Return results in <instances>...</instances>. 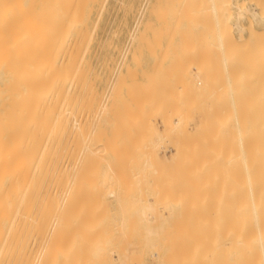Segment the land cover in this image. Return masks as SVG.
I'll use <instances>...</instances> for the list:
<instances>
[{"label": "bare ground", "instance_id": "1", "mask_svg": "<svg viewBox=\"0 0 264 264\" xmlns=\"http://www.w3.org/2000/svg\"><path fill=\"white\" fill-rule=\"evenodd\" d=\"M3 1L8 2L10 0H0V17H1L0 23H3L4 21L8 22V20L11 21V18H10L11 14L8 15L9 16L8 18L6 17L5 13L2 14V12L5 10V9H3L4 4L6 3V2L4 3ZM195 1L196 0H194V1L190 0V3L188 5L191 6L190 4L193 3L194 8H193V6H191V8H189L190 10L188 11V9H186L183 5L186 2L185 6L188 7L187 2H189V0H185V2L183 4H182V2L180 3L178 0L177 3L179 5V7L181 4L184 7L181 9V7H182L181 6L179 12H181L182 13L181 15H183V9H186L187 10L186 13L188 12V18L191 20L193 19V17L196 18L197 16L201 15V13H204L207 18H210L213 20V22H212V20H210V21L212 22V26L215 23L214 27H216V28L214 29L212 27V29H214V31L216 30V33H215L216 37L213 41V44H211L212 46L209 45L208 46L209 48L205 47V49L207 51V49H210V46H211V49H210V52L212 53L211 55H213L214 53L218 54L217 55L218 59L216 58V60L217 61L219 60L218 62L220 63V64L218 63V65H217L219 67L218 71H219L220 75L225 73L223 71V69L224 70L228 69L229 67H231L230 65H232L231 70L233 71V69H234V71L236 72V75H234L235 78L234 77L233 78L237 79L236 80L237 83L235 82V84H237V88L234 91H232L231 99H230V100H232L230 102L232 104H228V105L226 104L228 106V108H227V106L225 105V102H226V100L228 102V99H226V97L228 95H227V91L225 92L226 87L224 88V86H228V85H225L224 81H222L224 79V78H222L223 76L221 77L222 80L217 78L219 76L215 77V74H213L214 76H212L210 74H209L210 75L209 76L207 74L206 76H208V77H206L205 76V74L207 73L206 72L205 74H203L206 78L204 77L203 79H199V78H192L191 79V77L190 78L188 77L187 80L183 81L184 83H182V84L180 83L181 84L180 96L183 95L182 96L183 99H184V95L187 98H196L197 101L193 100L194 102L190 103L192 105L187 104V102L188 101L190 102L191 99H189L187 102L185 101V103L187 105H185V103L184 104L180 103V107L176 111L172 110L173 111L172 115L174 114L175 116H173L172 118L169 117L170 119L167 118L168 120L163 119L161 121L162 122L161 123V125H162L161 129H169L168 134H171L172 132H174V133L180 132L181 130H183L184 127H187V124L189 125V123L187 122L188 120H186L187 114H189V113L185 114L186 111L197 114L200 118L204 117L203 119H205V117H207V116L209 117L208 119H210L211 118L210 115L213 118V115H214V117H215L214 119L218 120L219 118L218 119L216 118L218 116L213 114V111H212L213 106H212L210 100L212 101V99L215 98V100L216 99L218 100L217 103H219V101L220 102L222 101L221 99L225 94L226 97L224 96L225 97L224 99H226V100H223L222 103L217 104L219 106H216V107H219L220 109L224 110L223 107L226 106L225 109L227 108L226 110L228 111L229 115L230 116L234 115L235 121H236V127L238 128L237 130L239 131V133H241L242 128L246 129V126L241 128V124H242L241 119L243 120V118H245V115L247 113H248L249 117L251 115L249 122H248L249 124L247 123V126L249 125L250 128L248 129L247 132L243 131L246 134H250V141H248V139H247L248 137L244 136V134H243L244 139L243 140L241 139L242 140L241 145L243 146V149H245V151L243 153L241 152L242 154L238 151V153H240V155L237 153L235 156L237 158V161L235 162L236 165H234V166L237 167V169L235 172H233L235 170V167L230 169L234 173L233 178H231L232 177L231 175H233L232 172L231 173L229 172L231 174L230 176L228 175V177H230L229 178L230 180H229V182L227 181V184L229 183L230 185L235 187L234 189L231 190V193H230L231 195L229 194L227 196V197H230V198L226 199V200H229V202L226 203L225 202L226 200L223 201L222 199H220V201L217 200L216 202H214L215 199L213 198L214 203L211 204V208H210L211 210L209 209L210 212H212V211L216 212L217 211L216 213H218V211H219L222 214V215L217 214V216H219V215L221 216L219 221H221V225L225 223L224 226L223 225L221 226L220 223H219V225H217L218 221H216L217 224H215V225H217V227L220 226V227L216 228L218 231L214 227L213 231L214 230L215 231L213 233H210V232H212V230L207 232L205 230L210 228V227H208V228H204L205 230L201 229L204 232L202 231L201 234L196 239H195L196 236L194 237L192 234L189 235L188 233L184 238L182 236L183 239H186V241L183 244L184 247H182L183 250H181L179 247V249L181 250L180 254L182 253L181 255H179V257H180V260H182L183 262L178 263V264H264V143H262L263 145H261V140L264 138H260V140L259 139L257 140L255 135H254L255 134V129H254L255 125L257 124L258 121L261 120L260 118L264 117V116L261 117V115H264V114H261L262 110H264V106H263L264 105V97H262V95L260 96V94L258 95L260 97L256 96V98H257L256 100L259 101L260 103L256 102L257 104L256 103H253L252 105L250 104L251 106L249 107V109H248L246 104L243 105V103L241 102L243 100H246L248 97L253 96V97H251L252 98L251 100H253L255 97L254 95H251V93L248 95L247 94L248 91L246 90L245 93L248 95V97H247V95H245V93H244L245 89H243L242 86L248 81V79H247L248 76L249 77H251V76L256 77V74L259 71L262 72V70H264V69H261V68H264L263 67L264 66V46H262V43L264 44V42L261 43V41L258 40V36L256 37L255 41L252 40V37H253L252 35L255 36V34L251 35V33H249L250 35H248L249 39L248 38L245 39L244 42L236 41L235 39L232 38L231 33H230L231 32L230 29L232 27L229 28V26H230L229 22L233 17L232 7H236L239 10V12L245 13L248 11L247 9H245V7H243L245 5H243V6H242V4L238 5L231 0H211L210 6L208 3H206V4L204 3L205 8L203 7L202 9H198L199 6L196 8L195 3L198 4V2H200V0H197L196 2ZM11 2L12 1H10V4H11ZM13 2L17 3V1H13ZM13 2H12V4H13ZM165 2H167V1H165ZM207 2H209V1H207ZM8 4L9 3H7V6H8L7 9L11 8V7H9ZM262 4L263 3H261V5ZM43 5H44L45 11H46L45 19H43V20H45V27H46V30L43 27V29H44V32H43L44 33V40H41L42 41V42H40L41 44L38 42L40 44V45H38V46H40L39 48L36 47L37 45H34V46L31 45L30 46V47L34 48L32 50L30 49L31 52L37 48L36 49V52H37L36 59L34 61V64L32 63L34 65V67H32L31 62L27 63V67H25L26 64L19 65L18 64L19 62L16 63L17 60H14V59L8 60L9 58L2 59V56L0 57V264H71L72 261H74L73 264H89L87 261H91V260L86 261V258L83 259V257H81V256L85 257V254L87 252H89V248L91 247V245H94L93 242L94 243L98 242L99 244L104 245L103 243H107L108 241L111 240V238L109 239L108 237H110V236H107V235H109L107 233V232H109L108 230H106L107 232H105L104 235L100 234V238H101L100 239L99 235L90 236L89 234H87L88 231L90 230V228L87 229V227H86L84 229V231L86 230L87 233H85L84 231H82L84 226L80 227V229L78 227L79 225L76 226L77 223H75V222L79 223L81 218H79V216H80L79 214L75 217L76 220L74 218L75 205H76L75 201H76V199L80 200L81 198H78V195L80 196V194L75 192L74 186L78 183L79 180H81L83 178L84 182H83V180H81L79 182H81L82 184L81 183L80 184L84 185V186H81L79 183H78L79 185L78 184L77 185L81 188L84 187L83 188L84 190H87V189H85L86 178H84L86 176L82 175V178H81L80 177L81 175L79 176V172L76 173L74 176L73 171L76 170L75 172H77V170H79L80 168L86 170L88 154H90L91 157L96 156V158H95L96 164L99 165V163H100V165L103 166L102 168H104L103 170H102V168L99 170L100 173H101V171H103L102 172L103 175L105 173V175L102 178L100 177L101 179L96 178L97 180H99L98 183H100L101 182L100 180H102L105 177V180L107 182H111V183L113 182L110 185L114 184L113 185L114 188L111 187L112 189L110 191H108L109 196L110 197H120V195H121V198H119V200L117 198V201H120L123 197L125 198V199L123 198V201H125L126 199H129V196L131 197L134 194L132 192V195H131V190H128L129 189L128 187H126V188H128L127 191L130 192V194H128L127 191H126L127 194H126V192L122 191V190H124V187L121 185L125 186V184L127 183V180H128L127 177H130V176H127V177L126 176H124V177L120 176L121 178H119L117 176L116 173H118L119 171L117 172L116 169L119 168V164H118L119 161L117 162L114 158H112L110 156V152L112 150H115V145L114 146L112 145L111 146L112 148L110 147V149L109 148L105 149V146L107 143L104 144V140L102 138V135L100 134L101 132L99 133L97 131L99 129V126H100V123H99L100 120H99V118L94 117V114L92 113L93 111H92L91 104L94 103L93 105L96 107L94 109H100L101 105H103V104L101 102L102 100L100 101V99L98 98V95L100 96V94L98 93L99 90L96 88L97 86L94 87L96 94L94 92H93L94 94L91 93V91H92L91 86L93 85L92 82H94V81H92V80H91L92 82L90 81L91 82V86H90V84H89L90 79L88 80V76H90L89 70L91 67L89 65H87L88 63L90 64V61L87 63V54H89L91 44H93V42H95L99 39V37L97 35V31H98L101 16H102L103 0H45V2L43 0ZM206 6H207V8H206ZM42 7H41V9H42ZM165 7H163V8H165ZM15 8H16V6H15ZM141 8H142V6H141ZM167 8L170 10V7L168 6V4H167ZM172 9H173V7H172ZM1 10H2V12H1ZM6 10H5V12H6ZM160 10H162V9H160ZM263 10H260V11H263ZM20 11L21 10H19L16 13V15L18 14L17 18H18V16L21 15ZM25 11H26V7H25ZM175 11H176V9H175ZM251 11H252V13H251L252 16L257 19L258 18L257 16L260 14L255 10L254 11L251 10ZM9 12L13 13L11 11H9ZM14 12H16V11H14ZM161 12H163L162 14L165 13L164 11H160V13ZM171 13H176V12L172 11ZM24 14L26 15L25 12L23 13V15ZM41 14H44V12L43 13L41 12ZM179 14H178V17H179ZM204 14H202V15H204ZM3 15L6 18L3 17L4 19H2ZM16 15H15V13L12 14L13 18H15ZM161 16H163V15H161ZM174 16H176V15H174ZM22 17L23 16L21 15L18 19H20ZM42 17H43V15H41V18ZM157 17L159 19L158 15H157ZM24 18H26V16ZM6 19H8V20H6ZM18 19H17V21H18ZM196 19H198V18H196ZM13 20H15V19H12V21ZM17 21H16V23H17ZM20 21H21V19H20ZM193 21L195 22L194 19H193ZM202 21H203V19H202ZM210 21H209V24L211 23ZM42 22L44 23V21H42ZM165 22H167V21H165ZM175 22H180V21L178 20ZM204 22L205 23H203V24L206 25V21H204ZM27 23H29V22H27ZM39 23H41V22H39ZM145 23L147 24V22H145ZM187 23H188V21H187ZM165 24H167V23H165ZM175 24L176 23H174V25ZM177 24H179V23H177ZM16 25H18V24H16ZM162 25L164 26L163 23H162ZM0 26H1V24H0ZM5 26H6V24H5ZM5 26H3L2 28L5 29L6 28ZM27 26H29V25H27ZM158 26H160V25H158ZM210 26H211V24L208 27H210ZM11 27H12V25H11ZM20 27L23 28L22 26H20ZM31 27H33V26H31ZM39 27H41V26H39ZM27 28H29V27H27ZM33 28H36V27H33ZM146 28L148 29V27H146ZM188 28H190V27H186L187 32H188V30H187ZM202 28H204V29L203 30L200 29L201 34L203 33V31H205V27H202ZM38 29H40V28H37L36 30H38ZM41 29H42V27H41ZM158 29H160V27H158ZM158 29L155 28V30H158ZM5 30H8V29H5ZM5 30H4V32H5ZM165 30H166V28H165ZM174 30H171V32L172 31L174 32ZM191 30L193 31V29H191ZM206 30L208 31L207 27H206ZM16 31H17V29H16ZM20 31H21V29H20ZM148 31H149V29H148ZM166 31H168V30H166ZM181 31L182 30H180V32ZM184 31H182L183 35L188 34V33H184ZM192 31H189V32L191 33ZM197 31L198 30H196L195 32L198 33L199 31L198 32ZM250 31L253 32V29H250ZM18 32H16V33H18ZM38 32H39V30H38ZM10 33H12V32H10ZM27 33H28V31H27ZM34 33H35L34 35H36L37 32H34ZM141 33H143V32H141ZM141 33H139L140 36H141ZM144 33H146V32H144ZM212 33H213V31H212ZM5 34H6V32H5ZM31 34H33V33H31ZM154 34H155V32H154ZM193 34H195V33H193ZM205 34H206V31H205ZM262 34H264V32ZM7 35H8V33H7ZM143 35H145V34H143ZM156 35L157 34H155L154 36H156ZM146 36H148V35H146ZM0 37H1V35H0ZM2 37H4V35ZM26 37L30 41L31 38H28V36L25 35L24 38L26 39ZM36 37H37V35H36ZM144 37L145 36H143V39L147 40V38H144ZM157 37H158V35H157ZM188 37L191 39L192 35H190ZM24 38H22L23 40L21 38H19V42L23 41L22 44L26 45L27 40H24ZM138 39H140V38H138ZM168 39H170V38H168ZM187 39H186V41H187ZM192 39H194V38H192ZM253 39H255V38H253ZM6 40H5V42H6ZM180 40H182V39H180ZM202 40H203V38H202ZM210 40H211V38H210ZM210 40H206V42L207 41L209 42ZM31 42H33V41H30L29 43L31 44ZM147 42H148V40H147ZM158 42H160V41H158ZM204 42H205V40H204ZM204 42L202 41L200 44H204ZM206 42H205V44L207 46V44H209V43L208 42L206 43ZM16 43L18 44V42H16ZM29 43H27V44H29ZM95 43H97V42H95ZM153 43H155V42H153ZM166 43H167V41H166ZM176 43H177V41H176ZM178 43L181 44V46H183L182 45L183 42L182 43L178 42ZM7 44H9V46H10V43H8V42L5 44V46ZM32 44H35V43L33 42ZM158 45H159V43H158ZM9 46H7V48L5 47L7 49V51L10 48L12 49V47H13L14 51L17 50L14 48L15 45L12 47L11 46L9 47ZM21 47H20V49L23 48V47L22 48ZM109 47H110V45H109ZM200 47L201 46L196 47V48L200 49ZM247 47H249V50ZM0 48H3V46H0ZM92 48H93V45H92ZM141 48H142V46H141ZM175 48H176V46H175ZM181 48H183V47H181ZM172 49H173V47H172ZM189 49H190V47H189ZM2 50H3V52L6 51L4 49H2ZM94 50L95 49H93V51ZM203 50H201V52ZM166 51H165V53H166ZM206 51L204 52L205 55H206ZM139 52L141 53L140 50H139ZM98 53H99V51H98ZM7 54L8 53L6 52V55ZM190 54H191V52H190ZM211 55H209V56H211ZM25 56H26V53H25ZM92 56H93V53H92ZM3 57L5 58L6 56L4 55ZM213 57H214V55H213ZM25 58H27V57H25ZM187 58H189V57H187ZM199 58H198V60H199ZM31 59H33V58H31ZM28 60H29V57H28ZM174 60H176V58ZM24 61H26V59ZM197 61H196V64H197ZM215 63H216V61H215ZM170 64H173V63H170ZM250 65H252V66L250 67ZM18 66H20L19 69L21 68V71L19 73L16 72V69L18 68ZM160 66H161V64H160ZM195 66L200 68L201 65L200 66L195 65ZM207 66L205 68H207ZM128 67H126V68H128ZM252 67H253V69H252ZM26 68H27V70H26ZM170 68H172V67H169V69ZM189 68H188V71H189ZM256 68H258L260 70L257 71ZM133 69H130V70H133ZM154 69H155V66H154ZM164 69L169 70L167 67H164ZM214 69H216V66ZM205 70H203V71L205 72ZM236 70H238L239 72L241 71V73H242L241 78H239V76L237 77V75H240L241 73L237 74L238 71H236ZM134 71L136 72V69ZM201 71L202 70H200V72ZM207 71H208V68H207ZM209 71H211V69H209ZM220 71H222V74ZM253 71H255L256 73L255 72L253 73ZM98 72H99V70H98ZM204 72H201L200 74L202 75V73H204ZM213 72H214V70H213ZM246 72L250 75L246 74ZM261 72H259V73L262 74ZM140 73H142V72H140ZM230 73H232V72H230ZM154 74L155 73H153L152 75H154ZM160 74L161 73H159V75ZM200 74L197 73V76H201ZM260 74H259V76H260ZM156 75H157V73H156ZM156 75H155V77H157ZM245 75H246V78H245ZM148 76H150V75H148ZM164 76H161L162 77L161 80H163ZM259 76L257 78H259ZM263 76H264V74H263ZM94 77H95V75H94ZM174 77H175V75H174ZM151 78H150V80H151ZM238 78L240 80H238ZM161 80H159V81H161ZM227 81H228V79H227ZM249 81L247 82L248 84H249ZM254 81H255V79H254ZM254 81L251 83L252 87L249 85V87L251 89L254 87L253 86ZM261 81H264V80L261 79ZM152 82L154 83L153 80H152ZM157 82H158V80H157ZM161 82L164 83V86L166 85L164 81H161ZM177 82H179V81H177ZM257 82H258V79H257L256 83L254 84L256 87H258L259 86L258 84H260V82L258 84H257ZM118 83H120V82H118ZM241 83H243V85H241L243 91H241V87L239 85ZM247 83H246V85H247ZM187 85L191 88L188 91H186ZM230 85H233V83ZM246 85H245V88H246ZM263 85H264V83H263ZM155 86H158V85H155ZM169 86H171V85L169 84ZM89 87H91L90 90H89ZM177 87L178 86H176L175 88H177ZM255 88H254V90H252V91H254V93L256 92ZM258 88L261 90V92H262V90H264V89H262V88H264L263 86L258 87ZM178 89H179V87H178ZM246 89H248V87ZM251 89H248V90L251 91ZM179 91H180V89H179ZM89 93H91L92 95H90ZM100 93H101V91H100ZM194 94H196L197 96ZM243 95H244V97H243ZM135 98H137V97H135ZM208 98H209V101L207 103L211 104V106L208 108H205V106H204V109H202L200 104L203 101H207ZM229 98H230V96H229ZM242 98H243V100H241ZM258 98H259V100H258ZM124 100H126V99H124ZM173 100L174 99H172V101ZM175 100L178 101L177 98ZM99 101L101 102V104ZM248 101H249V99L246 102L248 103ZM255 101L253 100V102H255ZM251 103H252V101H251ZM261 103H262V105H261ZM254 104H255V106H253ZM170 105H172V104H170ZM178 105H179V103H178ZM104 107H106V106H104ZM167 107H165L164 109H166ZM206 107H207V105H206ZM102 108H103V106H102ZM145 108L147 109V107H145ZM170 108H171V106H170ZM219 108H217V109L220 110ZM157 109H159V107ZM214 109H215V107H214ZM217 109H215V110H217ZM203 110H205V111H203ZM222 110H220L219 112L223 113ZM247 110L249 112H246ZM98 111H100V110H98ZM98 111L97 112L95 111V113L98 114L99 113ZM134 111H136V110H134ZM159 111H160V109H159ZM159 111H157V113ZM102 112H103V110H102ZM161 113H158L159 116ZM168 113L171 114V112H169V111H168ZM263 113H264V111H263ZM92 114H93V116H92ZM222 116H224V114ZM222 116H219V117L222 118ZM91 117H92V120L94 119L93 121H96L95 122L96 125H94L95 127L93 128V130H90V132L88 133V131H89L88 127L90 125L89 123L92 122ZM224 118H225V116H224ZM224 118H222V119H224ZM208 119H206V121ZM226 119H228V116L226 117ZM154 120H155V118H154ZM219 120H218L219 122L222 121L221 119H219ZM263 120H264V118H263ZM88 121H89V123H88ZM218 121H216V123ZM228 121H230V120H228ZM87 123H88V125H87ZM221 123L223 124V122H221ZM217 125H219V124H217ZM243 125H245V124L243 123ZM86 126H87L88 131H86ZM191 127H192V125H191ZM157 128H160V127H157ZM221 128H224V127H221ZM100 129L102 130V127ZM90 133H91V139H90V141H88L89 140L88 137H89ZM236 133H238V132H236ZM85 134H87V137L85 136ZM106 140H105V142H106ZM255 140L257 141V144L250 147L251 148L250 153L246 152V149L249 146V143L254 144V143H256ZM258 141L260 142L259 145H258V143H259ZM262 142H263V140H262ZM110 143L111 142H109V144ZM172 148H173V151L169 155L170 157L175 156V154L173 152L177 149V147H175L174 144H173ZM165 149H166V147H165ZM105 150L107 151V153ZM163 155H165L166 158L168 157V156H166L165 153L162 154L161 156H163ZM231 157H233V156L231 155ZM98 158L100 159V161L98 160ZM145 159L146 158H144V161L142 163L140 162L141 166L139 165L141 168L143 167V170L141 172L143 175L145 174V172H147V171H145L146 168L151 166L150 165L151 162L149 164V162H146V160H148V159H146V160ZM162 159H164V158H162ZM240 159H242V161ZM232 160H233V158H232ZM232 160H231V163L233 164L234 161H232ZM198 164H201V162ZM232 164H230L229 166H232ZM239 164L241 165V168H239L240 167ZM100 165L97 167L100 168L101 167ZM205 165H210V164H205ZM139 166L137 167V169L134 168L136 171L133 170V172H137V170L139 171L140 170V169H138ZM190 166H192V165H190ZM192 168H193V166H192ZM195 168H196V166H195ZM204 168L206 169V166ZM207 168H209V169H207V171L208 170L210 171V166L209 167L207 166ZM84 170H83V172H85ZM200 170H201L200 172L198 171V169L196 170L198 172V173H196L197 174L196 176H198L200 174H202L203 176L209 174V172H207L206 170L205 171H203L202 169H200ZM143 171H144V173H143ZM191 171H193V170H191ZM133 172L131 171V173H130V175H132L131 176L132 178H130V179L133 180V182H134L133 184L135 185L134 180L137 181L136 185L138 184L139 180H141V182H140L141 186H139V188L137 190H139L140 187H143L142 184H145L147 186V184H146L147 181H145V179L147 178L149 173L147 172L148 173L147 176L145 174L144 178L145 177L146 178L143 180V176L139 175L141 173L137 172V173H139V174H137V176H139L137 178L136 175H135L136 177L133 176V174H134ZM214 172H215V170H214ZM187 173L188 174H186V175L191 176V173L190 174H189V172H187ZM193 173H194V171H193ZM218 173H217V175H218ZM123 174H125V173H123ZM85 175H86V173H85ZM219 175H221V174H219ZM100 176H102V175H100ZM208 176H212V174H210ZM125 177H126V181H123ZM133 177H135V178H133ZM140 177H142V179ZM148 177H150V175ZM221 177H223V175ZM199 178H201V177H199ZM119 179H120V181L124 182V184L121 183L119 181ZM195 179H198V178H195ZM215 179H216V177L214 178V180ZM232 179H233L234 183H233V181H231ZM115 180H116V182L118 181V183L121 184L120 187H115V185H118V183L115 184L116 183ZM102 181H104V179ZM142 181H145V182L142 183ZM215 181H218V180H215ZM225 181H226V179H225ZM86 182H87V180H86ZM107 182H104V183L107 184ZM189 182H190V180H189ZM207 182H205V183H207ZM209 182H210V179H209ZM185 183H186V180H185ZM192 185H194V183ZM230 185H229V189L232 188V186H230ZM220 186H222V185H220ZM194 187H195V185H194ZM214 187L216 188V186H213L212 188L214 189ZM81 188H79V189L81 190ZM202 188H203V186H202ZM207 188H209V187H207ZM224 188L226 189L227 185ZM94 189L92 188L93 191H94ZM101 189H103V188H101ZM146 189L148 190V188H146ZM140 190L145 191L142 188ZM182 190H183V188H182ZM76 191L78 192L79 190L76 189ZM121 191H122L123 195L120 194ZM142 191L138 192V194L142 193ZM214 191H215V189H214ZM79 192H81V195L83 197V194L86 191L84 193L82 191H79ZM87 192H89V191H87ZM209 192L210 191H208V193ZM217 192H218V189L215 191V193H217ZM93 193L94 192H92V194ZM95 193H98V192H95ZM227 193H229V192H227ZM138 194H136V195L138 196ZM218 194H221V193H218ZM222 194H224V193H222ZM85 195H87V193ZM204 195H206V194L204 193ZM76 196H77V198L75 199ZM95 196H97L95 198H98L99 195L95 194ZM168 196H169L168 194H165L163 200L161 201L160 209L162 210L161 213H163L164 215H165V213H164L165 211H166V213L167 212L169 213V211H167V210H168V208H170V206L166 202ZM196 196H197V194H196ZM126 197H128V198H126ZM139 197H140V200L143 199V196L139 195ZM220 197H221V195H220ZM218 199H219V197H218ZM83 202L84 203L81 202L82 205L79 204V208H78L79 212L84 210L85 207L87 208V206L83 205V204H86V202L85 201H83ZM120 202L123 203L122 200ZM120 202H119V205L122 206ZM99 204H100V202H99ZM143 204H144V207L141 210L143 212V214L142 213L141 214L143 215V217H145L144 214L147 213L146 209L149 205L144 203V202H143ZM102 205L105 206V204H102ZM101 207H99V209ZM99 209H98V211L100 212L101 209L100 210ZM106 209L108 210V208H106ZM225 211H226V215L224 214V216H223V212H225ZM84 216H85V214H84ZM88 216H89V214H88ZM226 217H228V218H226ZM217 218L219 219V217H217ZM215 219H216V217H215ZM129 220H130V218H128V221ZM149 220H150V218H149ZM171 220L173 221V218H171ZM186 220H188V219H186ZM123 221H124V219L123 220L121 219V221H119L123 225V227H120V230H123L122 235H124L126 237V239L128 238V240L133 238L134 242L135 241L136 242L137 241L142 242V240L148 239V237L151 235L149 233H152V231H153V229L150 227L152 231L149 232L148 234H146L144 236H138L137 235L136 237L129 238L131 236L129 235V233L127 234V232H128L127 230H129L130 225L128 224V229H127V225H124V224H126L125 222H128V221H125V222H123ZM222 222H224V223H222ZM94 224H96V223H94ZM102 224L103 223H101V225ZM119 224L117 223L116 225H119ZM101 225H98V226H101ZM116 225H115V227H116ZM113 226H114V224H113ZM119 226H121V224ZM76 227L80 231L79 230L77 231ZM107 227H109V226H107ZM110 228H111V226H110ZM116 228H113V231L115 229L116 232H113L111 230L110 234L113 232V236L116 233L115 237L122 236V235H119V232H121V231H117L118 229H116ZM121 228H123V229H121ZM92 229L95 230L94 232H96V229L98 230L97 227L92 228ZM147 231H149V230H147ZM154 231H155V229H154ZM198 232L200 233V231H198ZM198 232H196V233H198ZM89 233H91V232H89ZM154 233L156 234V231ZM172 235L174 236V234H172ZM113 236H111L112 239H114ZM92 237H95V239L94 238L92 239ZM97 237L99 238V240H96ZM125 237H122V238L124 239ZM177 238H178V236H177ZM126 239H124V240L126 241ZM182 241H184V240H182ZM134 242H132V240H130L131 245L128 244L127 247L129 245L132 246L133 244H135ZM127 243H129V241ZM127 243H125V244H127ZM179 244H181V243H179ZM98 245H96V244L94 245L93 254H95L97 257L96 256H95L96 258L90 257L92 260L93 259L100 260L103 258H110L113 256V258H115V259L120 258L119 260H121V263H122L123 259H121V258L123 256H125L126 253H124V252H126L128 250V249L125 250L123 252L124 253L123 254L121 251L119 252L118 250H114L111 248L112 251L108 252L109 254L107 255L104 253V250L100 251L97 248ZM138 245L140 246V243H136L135 246L139 247ZM133 247H134V245H133ZM164 253H165L164 250L155 252L156 262L159 259H161V256L165 255ZM168 253H170V252H168ZM162 254H164V255H162ZM218 254H219V256H218ZM89 255H91V254H89ZM86 256H87V254H86ZM152 256H154V254ZM163 258L166 260L167 256L165 255V257H163ZM177 258L176 259H175V257H173V259L168 258L169 260L167 259L165 264H177V261L179 259V258L178 259ZM111 259L112 258H110V260ZM119 260H118V263H120ZM116 262H113V263H116ZM156 262H155V264H157ZM90 264H93V263H90Z\"/></svg>", "mask_w": 264, "mask_h": 264}, {"label": "rangeland", "instance_id": "2", "mask_svg": "<svg viewBox=\"0 0 264 264\" xmlns=\"http://www.w3.org/2000/svg\"><path fill=\"white\" fill-rule=\"evenodd\" d=\"M10 1H12V2L17 1V3L13 2V4H12V2H11V4H12L11 5ZM10 1H8V2L3 1L4 3L6 2L5 3L6 5L4 4L3 9L6 10L8 8L7 3H9L8 5L11 8L6 10L7 13L5 12V10L3 12L1 10V12H2V14L5 13L7 18L9 17L8 15L11 14V16H10L11 21H12V19H15V20H13L11 22L10 20L6 19V20H8V22L4 21L3 23H0L1 24V26H0V28H1L0 29V31H1L0 32V35H1L0 46H3V48H0V51H1L0 57L2 56V59L9 58L8 60H13V59L17 60L16 63L19 62L18 63L19 65L26 64L25 67H27V63L31 62L32 67H34L33 64H34V61L36 59V54H37L36 49L40 47L38 45L41 44L40 43V42H42L41 40H44V33H43L44 29H43V27L46 30L45 20H43V19H45V15H46V11H45V8L43 5V0H10ZM165 1H167V2H165ZM207 1H209V2H207ZM231 1L235 2L238 5H241V4H242V6L245 5L243 7H245V9L248 10L245 13H241V12H239V10L236 7H232L233 17L229 22V25H230L229 28L232 27L230 29V31H231L230 33H231L232 38L235 39L236 41L244 42L245 39L248 38V35H250L249 33H251V35L255 34V36L252 35L253 36L252 40L255 41L256 37L258 36V40L261 41V43L264 42V34H262L264 32V10H263L264 9V0H231ZM44 2H45V0H44ZM177 2H178V0H160V1L159 0H103L102 16H101L100 25H99V28L97 31V35H98L100 40L98 39L99 41L98 40L95 41L97 43L93 42V44H91V46H90L91 51L89 50V54H87V63L90 61V64L88 63L87 65H89L91 67L89 70L90 76H88V80L90 79L89 82L91 80L94 81V82L91 81L93 84L92 86H91V82L89 83L90 86L92 87V88L89 87V90L91 88V90H92L91 93L94 94L96 92L94 87L97 86L96 88L99 90L98 93L100 94V96L98 95V98L100 99V101L102 100L101 102L103 104V105H101L100 109H94V108H96L93 105L94 103L91 104L92 111H93L92 113L94 114V117H97L100 120V122H99L100 126H99V129L97 131L99 133L101 132L100 134L102 135V138L104 140V144L107 143L106 146L104 145L105 149H108V148L110 149V147L112 145L113 146L115 145V150H112L113 152L112 151L110 152V156L112 158H114L117 162L119 161L118 162L119 168L116 169L117 172L119 171L118 173H116L117 176L119 178H121L120 176H123V177L124 176H126V177L130 176V177H127L128 180H127V183L125 184V186L121 185L120 183H118V181L116 182V180H115L116 183L115 182L114 183L115 184L118 183V185H115V187H120V185H121L124 187V190H122V191L126 192L127 189L129 188L128 190H131V195H132V192L134 194L131 197L128 195L129 199H126L125 201H123L124 197L122 196L123 198L121 200L123 203L120 202L121 200L117 201V198L119 200V198H121V195H120V197H110L108 194L109 193L108 191H110L112 188H114V186H113L114 184L110 185L113 182L112 183L107 182L105 180V177L103 178L104 181H102L103 179L100 180L102 183L101 182L98 183L99 180H97V179H101L105 175V173H104V175L102 173L103 171H101L102 174L100 173L99 170L103 166L100 165V163H99V165L101 167L100 168L97 167L99 165L96 164V159H95L96 156L91 157L90 154H88L87 164H86L87 168L84 166L86 168V170L80 168L79 170H77V172H75L76 170L73 171L74 176L76 173L79 172V176L81 175L80 176L81 178H82V175L86 176L84 178H86V180H87V182L85 180V184H86L85 189H87V190H84L83 189L84 187L81 188L78 186L81 183L79 181L83 180V178L78 181V183H79V184L77 183L78 185L75 183L76 185L74 186L75 192L80 194V196H81L80 197L78 195V198H81L80 200L76 199L77 196L75 197V199H76L75 204L76 205H75L74 218L78 214L80 215L79 218H81L79 223L75 222V223H77V225L76 224L75 225L76 226L79 225L78 226L79 229H80V227L84 226L82 231H84V229L86 227H87V229L90 228L89 231L87 230L88 233L86 232V230L84 232L89 234L90 236L99 235V238H100V234L104 235L105 232H107L106 230H108L109 232H107V233L109 235H107V234L106 235L110 236V237H108L109 239L111 238L110 241H108L107 243H103L104 245L99 244L98 242L97 243L93 242L94 245L99 244L97 248L100 251L104 250V253L107 255L109 254L108 252L112 251V249L118 250L119 252L121 251L122 253L128 249L126 252H124V253H126L125 256H123L121 258V259H123L122 263H121V260H119L120 258L119 259L116 258L117 259L116 260L115 258H113V256L112 257L109 256L110 258H112L111 260H110V258H103L100 260H98V259L92 260L91 258H94L96 255L93 254L94 245H91V247L89 248V252L86 253L87 256H86V254H85V257L81 256V257H83V259L86 258V261L91 260V261H87L89 264L90 263H93V264H120V263L121 264H155V262H156L155 252L163 251V250L165 251L164 254L167 256V259L168 258L173 259V257H175V259H176L178 257L179 259L178 258L177 259L179 262L176 260L177 264L183 262L182 260H180V257H179V255L182 254V253L180 254V252H181V250H183L182 247H184L183 244L186 241V239H183V238L188 233L189 235L192 234L194 237L196 236L195 237V239H196V238H198V236L203 231L201 229L210 227V228H208L206 230L204 229V230L207 232L212 230V232H210V233H213L215 231V230L213 231L214 227H215V229L220 227V226L217 227V225H219V223L221 225V221H219L221 216L220 215L217 216V214H221V213L219 211H218V213H216L217 211L216 212H213V211L210 212L211 204H213L217 200L220 201V199L225 201L227 198H230L227 196L231 193V190L235 188L232 185H230L229 183L227 184V181L229 182V180H230L229 179L230 177H228V175L229 176L231 175L230 173L232 171L230 169L235 167L234 165H236L235 162L237 161V158L235 156L238 153V151L240 153L241 152L243 153L245 151V149H243V146L241 145L242 140L244 139V136L248 137L247 139H248V141H250V134H246L244 132H247L248 129L250 128L249 125L247 126V123L249 122L251 115L249 117V115L247 113L245 115V118H243V120L241 119V123H242L241 128L246 126V129L242 128L241 133H239V131L237 130L238 128L236 127V121H235L234 115L230 116L228 111L226 110L228 108L227 105L232 104V103H230L232 101V100H230L232 91H234L237 88V84H235V82L237 83V81H236L237 79H234L235 78L234 75H236V72L234 71V69H233V71L231 70L232 65H230L231 66V67H229L230 69L229 68L225 69V70L223 69V71L225 73L222 74V71H220L222 74V75H220V73L218 71L219 67L217 66L219 63L218 62L219 60L218 61L216 60V58L218 59V56H217L218 54L214 53L213 54L214 57H213V55H211L212 53L210 52V49L212 46L211 44H213V41L216 37V35H215L216 30L214 31V29L216 28V27H214L215 23L212 26L213 20L210 18H207L204 13H201V15L197 16L196 18H198V19L193 17L195 22L193 21V19L192 20L189 19L188 18V12L186 13V11H187L186 9H188V11H189L190 10L189 8H191V6H193V8H194V5L192 2H191L192 4H190L191 6L188 5L190 3V0H189V2H187L188 7L185 6L186 5L185 0H181V1L179 0V2L180 3L182 2V4L185 2L183 6L186 8V9H183V15H181L182 13L179 11H180V7L182 6V4L179 7ZM166 3L170 7V10L167 8ZM204 3L205 4L208 3L210 6L211 0H204V1L200 0V2H198V4L195 3V7L197 8L199 6L198 9H202L204 7ZM261 3H263V4L261 5ZM14 5L16 6V8ZM141 6H142V8H141ZM183 6L181 7V9L184 8ZM207 6H206V8H207ZM25 7H26V11H25ZM41 7H42V9H41ZM163 7H165V8H163ZM172 7H173V9H172ZM160 9H162V10H160ZM175 9H176V11H175ZM13 10L16 12H14ZM19 10H21L20 12H21V15L23 16L22 18H20L22 22L20 21V19H18L21 15L18 16V18H17L18 14L16 15V13ZM251 10H253V11L255 10L260 14L257 16L258 17L257 19L252 16ZM260 10H263V11H260ZM9 11H11L13 13H10ZM160 11H164L165 13L162 14L163 12L160 13ZM170 11L171 12L174 11L176 13H171ZM24 12L26 13V15L24 14L26 16V18H24L25 17L23 15ZM41 12L42 13L44 12V14H41ZM14 13L16 15L15 18H13L14 15L12 16V14H14ZM160 14L163 16H161ZM178 14H179V17H178ZM202 14H204L205 16ZM4 15L2 16V19L6 18V17H4ZM41 15H43L44 18L43 17L41 18ZM157 15L159 16L160 20L158 19ZM174 15H176V16H174ZM160 17L161 18L163 17V18L161 19ZM16 18L18 19V21ZM177 19L180 22H175V21H178ZM202 19H203V21H202ZM41 20L44 21V23ZM210 20H212V22ZM16 21H17V23H16ZM165 21H167V22H165ZM187 21H188V23H187ZM204 21H206V25L203 24V23H205ZM209 21L211 22L210 27H208L210 25ZM27 22H29V23H27ZM39 22H41V23H39ZM145 22H147V24ZM15 23L18 25H16ZM162 23L164 24L165 27L162 25ZM165 23H167V24H165ZM174 23H176V24L174 25ZM177 23H179V24H177ZM5 24H6V26H5ZM11 25H12V27H11ZM27 25H29V26H27ZM158 25H160V26H158ZM3 26H5L6 27L5 29H8V30H5L4 28H2ZM20 26H22L23 28H21ZM31 26L36 27V28H33ZM39 26H41L42 29ZM27 27H29V28H27ZM146 27H148L149 31ZM158 27H160V29H158ZM186 27H190L187 29L188 32L186 31ZM202 27H205L206 34H205V31H203V33L201 34L200 29H202V30L204 29ZM206 27H207L208 31L206 30ZM212 27L214 29H212ZM37 28H40V29H38L39 32H38V30H36ZM155 28L158 29L159 31L155 30ZM165 28L168 31H166ZM3 29L5 30L6 34H5ZM16 29H17V31H16ZM20 29H21V31H20ZM191 29H193V31ZM195 29L198 30L199 32L197 31L198 33H196ZM250 29H253L254 33L252 31H250ZM171 30H174V32L173 31L171 32ZM180 30H182V31H184V33H188V34L183 35V32L182 31L180 32ZM27 31H28V33H27ZM189 31H192L191 32L192 34ZM212 31H213V33H212ZM10 32H12V33H10ZM16 32H18V33H16ZM34 32L38 33V34L36 33L37 37H36V35H34L35 34ZM141 32H143V33H141ZM144 32H146V33H144ZM154 32H155V34L158 35V37H157V35L154 36L155 35ZM7 33H8V35H7ZM31 33H33V34H31ZM139 33H141L142 37L140 36ZM193 33H195V34H193ZM143 34H145V35H143ZM3 35H4V37H2ZM25 35H27L28 38H31L30 41H33L35 44H32L33 42H31V44H30L29 43L30 41L27 39V37H26V39L24 38ZM146 35H148V36H146ZM187 35L188 36L192 35L191 39ZM143 36H145L144 38H147L148 42L146 39H143ZM19 38H21V39L24 38V40H27V43H29V44H27L26 42H25L26 45L22 44L23 41L19 42ZM138 38H140V39H138ZM168 38H170V39H168ZM192 38H194V39H192ZM202 38H203V40H202ZM210 38H211V40H210ZM253 38H255V39H253ZM4 39L5 40L7 39L6 42ZM180 39H182V40H180ZM186 39H187V41H186ZM157 40L160 42H158ZM204 40H205V42H206V40H210L209 42L207 41L209 43V44H207V46H206ZM166 41H167V43H166ZM176 41H177V43H176ZM202 41L204 42V44H200ZM7 42L10 43L11 47L15 45L16 47L14 46V48L17 50L14 51L13 47H12V49L10 48L7 51L6 48H7V46H9V44H7L5 46V44ZM16 42H18V44ZM153 42H155V43H153ZM178 42H180V43L183 42L182 43L183 46H181V44H179ZM158 43H159V45H158ZM31 45H33V46L37 45L36 46L37 48L34 51H32L33 53L31 52V50L34 48L30 47ZM92 45H93V48H92ZM109 45H110V47H109ZM209 45H211V46H210V49H207V51H208L207 52L205 47H208ZM21 46L23 48L24 47L25 48L23 49ZM141 46H142V48H141ZM175 46H176V48H175ZM180 46L183 47L185 50L183 48H181ZM199 46H201V47L203 46V47L202 48L200 47V49H197L196 47H199ZM262 46H264L263 43H262ZM20 47L23 50L20 49ZM172 47H173V49H172ZM189 47L191 50L189 49ZM137 48L141 51V53L139 52V50ZM247 48L249 50V47H247ZM2 49L6 50V51L3 52ZM93 49H95V50L93 51ZM201 50H203V51L201 52ZM98 51H99V53H98ZM165 51H166V53H165ZM205 51H206V55L204 54ZM6 52L8 53L7 55H6ZM24 52L26 53V56H25ZM190 52H191V54H190ZM92 53H93V56H92ZM207 53L211 56H209ZM4 55L6 56L5 58L3 57ZM25 57H27V58H25ZM28 57H29V60H28ZM187 57H189V58H187ZM22 58L24 60L26 59V61H24ZM31 58H33V59H31ZM175 58H176V60H174ZM198 58H199V60H198ZM214 60L216 61V63ZM196 61H197V64H196ZM170 63H173V64H170ZM160 64H161V66H160ZM166 64L167 65L169 64V65L167 66ZM195 65L200 66V68L196 67ZM154 66H155V69H154ZM206 66L208 68V71H207V68H205ZM215 66H216V69H214ZM251 66L252 65H250V67ZM19 67L20 66H18V68L16 69L17 73H19L21 71V68L19 69ZM126 67H128V68H126ZM164 67H167L168 69H169V67H172V68L167 70V69H164ZM129 68L130 69L134 68V69L130 70ZM188 68H189V71H188ZM258 68H256L257 71L260 70ZM135 69H136V72L134 71ZM199 69L202 70L201 72H204L203 70H205V69L206 70L201 75L200 74L201 72ZM209 69H211V71H209ZM212 69L214 70V72ZM252 69H253V67H252ZM261 69H264V68H261ZM26 70H27V68H26ZM98 70H99V72H98ZM236 71H238V70H236ZM255 71H253V73ZM140 72H142V73H140ZM230 72H232V73H230ZM259 72H261V71H259ZM153 73H155V74L152 75ZM156 73H157V75H156ZM159 73H161V74L159 75ZM197 73H199L201 76H197ZM240 73H241V71L237 72V74H240ZM258 73L256 74V77L255 76H251V77L248 76V78H247L248 81L251 79L249 81V84L247 83L248 81L246 82L248 86L246 85V83L244 85H243V83L239 84L240 87H241V85H243L242 87H243V89H245L244 93L247 90L248 95L251 93V95L255 96L253 99L254 101L257 99L256 96L260 97L262 95V97H264V90H262V92H261V90L258 88L261 86L264 87V85H263L264 81H261V79L264 80V76H263L264 70H262V72H261L262 74L259 73L261 77L259 76ZM203 74H205V76L207 74L214 76L213 74H215V77L219 76L220 78L219 77H217V78L220 80H222L221 77L223 76L222 78H224L225 80L223 79L222 81H224L225 85H228V86H224V88L226 87L225 92L227 91V95H228L227 97L228 98L225 96V94H224V96L226 97V99H228V102L226 99H224L225 98L224 96L221 99L222 101L226 100V102H227V103L225 102V105L227 104L226 109H225L226 106L223 107L224 110L220 109L219 107H216V106H219L217 104L222 103V101L221 102L219 101V103H217L218 100L217 99L215 100V98L212 99V101L210 100V102L213 106V109L215 107V109L219 108L220 110L223 111V113H222V112H219L220 110H218V109L217 110L212 109L213 114L218 116L216 118L221 119L222 120L221 122H223L224 125L221 122H219L220 121L219 119H218L219 121L214 119L215 117L213 114H212L213 118L210 115V117H211L210 119H208L209 118L208 116L205 117V119H203L204 117L200 118L197 114L186 111L185 114L189 113V114H187V117H186L187 118L186 120H188L187 122L189 123V125L187 124V127H184L185 130L183 129L180 132H176V133L172 132L171 134H168L169 129H161L162 128V125H161L162 122L161 121L163 119L168 120L167 118H169V117L172 118L173 116H175L174 114L172 115V112H173L172 110L176 111L180 107V103L184 104L185 101L187 102L189 99H191L190 102L189 101L187 102V104L189 105L190 103L197 101L196 98H187L185 95H184V99H185L184 100L182 97L183 95L180 96L181 84L184 83L183 81L187 80L188 77L189 78L191 77V79L192 78L203 79L205 77ZM246 74H248V73L246 72ZM94 75H95V77H94ZM148 75H150V76H148ZM155 75L157 77H155ZM174 75L176 78L174 77ZM248 75H250V74H248ZM257 75L259 76V78H257L258 77ZM161 76H164L163 80H161L162 79ZM238 76H239V78H241L242 73L240 75H237V77ZM206 77H208V76H206ZM150 78H151V80H150ZM239 78H238V80H240ZM245 78H246V75H245ZM256 78L258 79L257 84L260 82V84H258L259 86L257 85L258 87H256L254 85L257 81ZM227 79L229 82L227 81ZM254 79H255V81H254ZM152 80L154 81L155 84L152 82ZM157 80L160 84L157 82ZM159 80L164 81L166 85L164 86V83H162ZM177 81H179V82H177ZM253 81H254V84H253L254 87L251 89L249 87V85L252 87L251 83ZM118 82H120V83H118ZM232 83H233V85H230ZM169 84L171 86H169ZM155 85H158V86H155ZM245 85H246V88L248 87V89H251V91L246 89ZM176 86L179 87L180 91H179L178 87L175 88ZM242 87H241V91H243ZM254 88L256 91L255 93H254V91H252V90H254ZM189 89H191V88L187 85L186 91H188ZM262 89H264V88H262ZM100 91H101V93H100ZM91 93H89V94L92 95ZM247 94L245 93V95H247ZM259 94H260V96H258ZM194 95H196V94H194ZM248 95H247V97H248ZM229 96H230V98H229ZM135 97H137V98H135ZM243 97H244V95H243ZM251 97H253V96H251ZM251 97H248L246 100H243V98L241 99V100H243V101H241L243 103V105L246 104L248 109L253 103H256V102L260 103L257 100L255 102H253V100H251L252 99ZM176 98L178 101L175 100ZM124 99H126V100H124ZM172 99H174V100L172 101ZM248 99H249V101L247 103L246 101ZM258 100H259V98H258ZM208 101H209V98L207 101H203L200 104L202 109H204V106H205V108H208L211 106V104L207 103ZM251 101H252V103H251ZM101 102H100V104H101ZM178 103H179V105H178ZM262 103H261V105H262ZM170 104H172V105H170ZM187 104L185 103V105H187ZM190 105H192V104H190ZM206 105H207V107H206ZM102 106H103V108H102ZM104 106H106V107H104ZM170 106H171V108H170ZM253 106H255V104ZM145 107H147V109ZM158 107H159L160 111H159V109H157ZM165 107H167V108L164 109ZM98 110H100V111H98ZM102 110H103V112H102ZM134 110H136V111H134ZM156 110L159 111L158 113L162 112L161 114L164 117L161 114H160V116H161L160 117ZM95 111L96 112L98 111L99 113L100 112L101 113L97 114V113H95ZM168 111L171 112V114L168 113ZM203 111H205V110H203ZM263 111L264 110H262L261 114H264ZM246 112H249V111L247 110ZM93 114H92V116H93ZM223 114H224L225 118H224V116H222ZM226 115L228 116V119H226V117H227ZM219 116H222V118H224V119L220 118ZM262 116H264V115H261V117ZM154 118H155V120H154ZM263 118H260L261 120L258 121L254 127V129H255L254 135H255L257 140L258 139L260 140V138H264V120H263ZM206 119H208V120L206 121ZM93 120L91 117V121L93 123L92 122L89 123L90 120L88 121V123L90 124L88 127L89 131L87 130V126H86V131H88V133L90 132V130H93V128L95 127L94 125H96L95 124L96 121H93ZM228 120H230V121H228ZM216 121H218L219 123L218 122L216 123ZM88 123H87V125H88ZM243 123L245 125H243ZM217 124H219V125H217ZM191 125H192V127H191ZM156 126L160 127V128H157ZM101 127H102V130L100 129ZM221 127H224V128H221ZM236 132H238V133H236ZM243 134H244V136H243ZM85 136L87 137V134H85ZM88 138H89L88 141H90L91 133L89 134ZM105 140H106V142H105ZM262 140H263V142H262ZM262 140H261V145H263L262 143H264V139H262ZM109 142H111V143L109 144ZM173 144L175 145V147H177V149L173 152L175 154V156L170 157L169 155L173 151V148H172ZM256 144H257V141L254 144L249 143V146L247 147L246 152L250 153L251 152L250 147H252ZM259 144H260V142L258 143V145ZM165 147H166V149H165ZM163 152L166 154V156H168L167 158L165 157V155L161 156L162 154H164ZM106 153H107V151H106ZM240 153H238V154L240 155ZM231 155L233 157H231ZM144 158L148 159V160H146V159L145 160H146V162H149V164L151 162V164H150L151 166L147 167L146 170L144 169L150 175V177H148L149 176V175L147 176L148 173L145 172V174L147 176V178L145 177L146 179L144 178L145 174L143 175L141 173L143 170V167L142 168L140 167L141 166L140 162L142 163L144 161ZM162 158H164V159H162ZM232 158H233V160H232ZM98 160L100 161L99 158H98ZM231 160L234 161L233 164L231 163ZM240 160L242 161V159H240ZM200 162H201V164H198ZM205 164H210V165H205ZM230 164H232V166H229ZM190 165H192L193 168ZM138 166H139L138 169H140L141 171L139 170L140 171L139 172L137 170V172H139L141 174H139L137 172H133V170L137 169ZM195 166H196V168H195ZM205 166H206V169L204 168ZM207 166L208 167L210 166L211 172L209 170L207 171V169H209V168H207ZM239 168H241V165ZM103 169L104 168H102V170ZM197 169L199 172L201 171L200 169H202L203 171L206 170L207 172H209V174L208 173L207 174L208 175L212 174V176H208V175L203 176L202 174L196 176L197 175L196 173H198L196 171ZM236 169H237V167H235V170L233 172H235ZM83 170L85 172H83ZM191 170H193L194 173ZM214 170L216 173L214 172ZM131 171L134 173L133 176H135V175L137 176V174L143 176V180L145 179V181H147V183H146L147 186L145 184H142L143 187H140V189L142 188L143 190H145L146 188H148V190L147 189L145 191H142L140 189H139L140 191L137 190L139 188V186H141V183H140L141 180H139V182L137 184L138 186L136 185L137 181L134 180L135 181V185H134L133 180L130 179V178H132L131 177L132 175H130ZM187 172H189V174L191 173V176L186 175V174H188ZM233 172H232L233 175H231L232 176L231 178H233V176H234ZM85 173H86V175H85ZM123 173H125V174H123ZM143 173H144V171H143ZM217 173H218V175H217ZM219 174H221V175H219ZM100 175H102V176H100ZM222 175H223V177H221ZM214 176L216 177L215 180H218V181L214 180V178H215ZM126 177L124 178V180L123 179L122 180L126 181ZM135 177H133V178H135ZM138 177L139 176H137V178ZM194 177L198 178V179H195ZM199 177H201V178H199ZM140 178L142 179V177H140ZM209 179H210V182H209ZM225 179H226V181H225ZM185 180H186V183H185ZM189 180H190V182H189ZM119 181H120V179H119ZM145 181H142V183H144ZM204 181L205 182L208 181V182L205 183ZM231 181H233V179ZM83 182H84V180H83ZM104 182H107V184ZM120 182L124 184V182H122V181H120ZM193 183H194L195 187H194V185H192ZM233 183H234V181H233ZM220 185H222V186H220ZM226 185H227V188L225 189L224 187H226ZM229 185L232 186V188L230 187L231 189H229ZM81 186H84V185H81ZM202 186H203V188H202ZM213 186H216V188L214 187L215 191L218 189L217 193H215L214 189L212 188ZM126 187H128V188H126ZM207 187H209V188L211 187L212 189L211 188L209 189ZM79 188H81V190ZM92 188L93 189L95 188L96 190L94 189V191H93ZM101 188H103V189H101ZM182 188H183V190H182ZM76 189L79 191H82L83 193L86 191L84 194L82 193L84 198L82 197L81 192H79V191L77 192ZM87 191H89V192H87ZM122 191L120 194H122ZM141 191H142V193L138 194V192H141ZM208 191H210V192L208 193ZM92 192H94V193L98 192V193H95L96 195H99L98 198H95L97 196H95L94 193L92 194ZM127 192H126V194H127ZM227 192H229V193H227ZM86 193H87V195H85ZM204 193L206 195H204ZM218 193H221V194H218ZM222 193H224V194H222ZM128 194H130V192H128ZM136 194H138V196ZM165 194L169 195L166 202L168 203L170 208H168V210H167V211H169V213L168 212L166 213V211L165 212L163 211L165 213V215H164L163 213H161L162 210L160 209V207H161V201L163 200ZM196 194H197V196H196ZM139 195L143 196V199L140 200ZM220 195H221V197H220ZM218 197H219V199H218ZM126 198H128V197H126ZM213 198L215 199L214 202H213ZM83 201L86 202V204H83V205L87 206V208L85 207V209L82 210L81 211L82 213H81L78 211V208H79V204L82 205L81 202L84 203ZM99 202H100V204H99ZM119 202L121 203L122 206L119 205ZM143 202L149 205L146 209V212H147V213H145L146 215L144 214L145 217H143V215H142L143 212L141 211L142 208L144 207ZM225 202L227 203V202H229V200H226ZM102 204H105V206ZM96 207L98 209H99V207H101L100 208L101 211L99 212ZM106 208H108V210ZM83 213L85 214V216ZM88 214H89V216H88ZM224 214L226 215V211L223 212V216H224ZM215 217L217 220L215 219ZM217 217H219V219ZM128 218H130L129 221H128ZM149 218H150V220H149ZM171 218H173V221L171 220ZM226 218H228V217H226ZM121 219L122 220L124 219L123 222L128 221V222H125L126 224L123 223L124 225H127V229H128V224L131 226V227L129 226V230H127L128 231L127 234L129 233V235L131 236L129 238L136 237L137 235L138 236H144V235H146L152 231L151 228L153 229V231L155 229L156 234L154 233L155 231L154 232L152 231V233H149L151 235L148 237V239L142 240V242L144 244L140 241L134 242V239L132 238L130 240H132V242H134L135 244H133L134 247H133V245L130 246L131 245L130 240H128V238L126 239V237L124 235H122L123 230H120V227H123L122 223L119 222V221H121ZM186 219H188L189 221ZM75 220H76V218H75ZM216 221H218V224L216 223ZM94 223H96V224H94ZM101 223H103V224L101 225ZM117 223L118 224L120 223L121 226H119L120 224L116 225ZM222 223H224V222H222ZM113 224H114V226H113ZM215 224H217V225H215ZM224 224H222V225L224 226ZM93 225L98 228V230L96 229V232H94L95 230L92 229V228H95ZM98 225H101L104 229ZM115 225L117 228L115 227ZM107 226H109V227H107ZM110 226H111V228H110ZM113 228L118 229L117 231H121V232H119V235H122V236L115 237L116 233L113 236V232H116L115 229L113 231ZM145 228L149 231H147ZM79 229L77 228L76 230L78 231ZM121 229H123V228H121ZM111 230L113 232L110 234ZM198 231H200V233ZM89 232H91V233H89ZM196 232H198V233H196ZM172 234H174V236ZM111 236H113L114 239H112ZM177 236L179 239L177 238ZM182 236H183V238H182ZM122 237H125L124 239H126V241ZM93 238L95 239V237H92V239ZM99 238L97 237L96 240H99ZM182 240H184V241H182ZM128 241H129V243H127ZM125 243H127V244H125ZM136 243H140V246L139 245H138L139 247L135 246ZM179 243H181V244H179ZM128 244H130V245L127 247ZM179 247L181 250L179 249ZM168 252H170L171 254ZM89 254H91V255H89ZM153 254H154V256H152ZM164 254H162V255H164ZM165 255L161 256V259H159L156 263L157 264L158 263L159 264H161V263L165 264L167 261V259L165 260L163 258V257H165ZM218 256H219V254H218ZM118 260L120 261V263H118ZM113 262H116V263H113ZM73 263H74V261H72L71 264H73Z\"/></svg>", "mask_w": 264, "mask_h": 264}]
</instances>
